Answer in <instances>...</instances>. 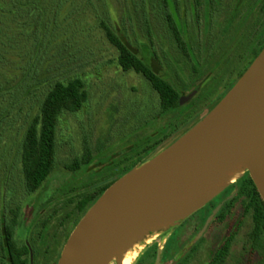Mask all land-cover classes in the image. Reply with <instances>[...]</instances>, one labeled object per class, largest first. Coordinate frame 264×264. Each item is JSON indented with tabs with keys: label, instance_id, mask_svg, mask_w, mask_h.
<instances>
[{
	"label": "rangeland",
	"instance_id": "obj_1",
	"mask_svg": "<svg viewBox=\"0 0 264 264\" xmlns=\"http://www.w3.org/2000/svg\"><path fill=\"white\" fill-rule=\"evenodd\" d=\"M48 2L59 7L57 22H61L69 7L63 0ZM156 2L76 0L84 11L72 25L57 31L56 46L42 48L39 39L31 38V43L22 47V54L27 57H35L40 50L38 56L43 57V65L37 77L47 81L28 96V102H32L28 105L26 99L16 105L23 97H5L4 103L12 107V114L0 129L4 133L0 138V156L5 154L7 144L15 148L23 136V118L18 117L16 122L12 118L18 106L26 111L33 105L36 110L39 102L34 96L41 100L49 81L80 77L88 98L77 113L61 115L56 129L55 168L36 192H24L19 162L14 160V152L8 157L9 165L15 164V168L7 177L8 182L0 181V216L5 217L6 224L11 218L16 221L14 239L18 245L31 236L35 217H40V221L53 220L55 225L71 212L67 199L111 183L123 174L124 168L151 156L167 134L199 122L228 92L227 80L234 76L236 80L243 68L236 62L239 40L233 41V34L240 16L246 13L244 2L240 11L235 8L237 0H165L166 11L157 7ZM167 16L168 26L164 21ZM100 22L137 50L135 53L149 70L153 71L156 63V75L171 84L183 103L162 113L158 95L148 82L134 71H121L117 52ZM176 37L182 48L176 44ZM166 144L159 145L156 152ZM239 185L240 181L234 184L233 200ZM230 186L216 199L232 195ZM248 205L249 201L244 200L235 204L237 214L246 217V221L253 217ZM142 245L141 241L133 244L129 254L138 253Z\"/></svg>",
	"mask_w": 264,
	"mask_h": 264
},
{
	"label": "water",
	"instance_id": "obj_2",
	"mask_svg": "<svg viewBox=\"0 0 264 264\" xmlns=\"http://www.w3.org/2000/svg\"><path fill=\"white\" fill-rule=\"evenodd\" d=\"M241 166L238 179L247 172L264 201V48L199 122L105 189L68 236L57 264H119L115 254L204 207Z\"/></svg>",
	"mask_w": 264,
	"mask_h": 264
},
{
	"label": "trees",
	"instance_id": "obj_3",
	"mask_svg": "<svg viewBox=\"0 0 264 264\" xmlns=\"http://www.w3.org/2000/svg\"><path fill=\"white\" fill-rule=\"evenodd\" d=\"M156 1L157 7L166 11L165 0ZM255 3V52L247 63L241 62L243 68L236 80L234 78L227 80L226 91L230 90L261 49L264 48V29L261 30V27L264 28V0H255ZM63 4H67L69 9L59 24L57 22L60 20L59 7H56L55 3H49L48 0H0V129L4 124L3 122L8 119V115L12 114V107L10 108L8 103H4L5 97L7 95L9 98L11 96L23 97V101L17 102L16 105L22 104L25 99L28 105L32 103L30 99L28 102V96L44 87V83L47 81L37 77L38 71L43 65V57L38 56L40 50H36L35 57L30 55L27 57L22 54V47L31 43V40L38 39L42 42L40 45L42 48L56 46L57 31L60 32L64 26L72 25L76 21L77 15L84 11L83 6L79 5L78 7L76 5V0H63ZM168 18L169 16L164 19L167 26ZM100 24L108 41L118 51L117 64L120 69L124 72L133 70L147 78L152 88L156 90L162 113L177 107L179 95L171 84L161 77L155 76L153 71L146 67L137 53L130 50V46L124 43L121 37H116L105 23L100 22ZM175 40L176 44L182 48L180 39L176 37ZM41 97L42 99L39 100V97L34 96L35 101L39 102L36 110L32 108L33 105L26 111L18 106V111L12 118L15 122L18 117L23 118V136L17 143V147L15 145L14 148V146L7 144L5 154L0 156V181L8 182L7 177L10 178L12 175L15 164L14 167H12L13 165L10 166L8 157L11 152H14V160L17 158L19 162L22 187L26 194L36 192L53 172L56 155V129L59 119L64 113L80 111L87 102L88 93L83 80L80 77H74L66 80L54 79L49 81ZM12 127L13 124L10 130ZM3 135L4 133L0 131V138ZM7 136L6 134L5 138ZM82 160L84 161L85 158ZM72 167L73 165H71V171L74 170ZM130 169L132 168H127L123 175ZM121 176L118 175L111 183L87 191L75 199H67V203L72 205V209L63 218L66 236L105 189ZM237 181H240V185L234 201H249L248 209L252 211L253 219L257 224L260 218L264 219V201L261 200L247 172ZM15 226L16 221L14 220L13 223L1 230L2 240L10 249L5 258H9L11 264H28L27 247L25 245L18 246L14 240Z\"/></svg>",
	"mask_w": 264,
	"mask_h": 264
},
{
	"label": "flooded vegetation",
	"instance_id": "obj_4",
	"mask_svg": "<svg viewBox=\"0 0 264 264\" xmlns=\"http://www.w3.org/2000/svg\"><path fill=\"white\" fill-rule=\"evenodd\" d=\"M242 2L245 3L247 10L240 16V22L233 34V41L239 40L236 51L239 55L236 62L247 63L254 54L256 46L254 36L256 3L255 0H237L235 8L238 7L239 11L243 9ZM262 29L264 28L261 27ZM111 47L118 55L115 46L111 45ZM130 50L137 52L134 48H130ZM121 71L124 72L122 69ZM134 74L141 75L156 96V90L152 88L147 78L135 71ZM153 74L156 76V63H153ZM191 127L185 130L175 129L167 134L163 140L156 144L151 156L145 160L169 146ZM165 143L167 144L156 152L157 147ZM140 163L137 162L124 170L133 168ZM234 184L230 186L232 195L229 194L226 199L215 198L169 231L150 234L142 240L143 245L139 247L138 253H132L135 256L131 264H264V221H262L264 219L260 218L259 223L256 224L253 217L250 221H246V217L237 214L235 209L237 201L233 200L236 192ZM217 207L219 210L203 230ZM39 218L37 216L33 220L29 239H26L21 245L15 242L18 246L25 245L27 247L28 264H57L63 246L76 225L66 236L63 218L58 220L55 225L53 220L40 221ZM5 220V217L0 216V264H11V260L5 258L10 249L2 240L1 230L13 223L14 219H9L8 224ZM245 229L246 231L243 232ZM220 233H223L221 238ZM44 234L45 236H43ZM237 246L238 248H236Z\"/></svg>",
	"mask_w": 264,
	"mask_h": 264
},
{
	"label": "bare ground",
	"instance_id": "obj_5",
	"mask_svg": "<svg viewBox=\"0 0 264 264\" xmlns=\"http://www.w3.org/2000/svg\"><path fill=\"white\" fill-rule=\"evenodd\" d=\"M245 166H241L237 168L235 171L231 172L227 179L225 180V184L232 185L236 183L239 176L244 172ZM164 228L153 230L152 232L144 233L142 236H140L139 239H137V242H140L144 239H146L150 234H156L160 231H163ZM130 249V248H129ZM129 249H126L124 251H121L118 254H115L112 259H117L119 261V264H131L132 260L134 259V254H129Z\"/></svg>",
	"mask_w": 264,
	"mask_h": 264
}]
</instances>
